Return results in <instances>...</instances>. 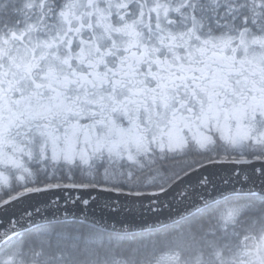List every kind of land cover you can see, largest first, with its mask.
<instances>
[{
    "label": "snow or ice",
    "instance_id": "obj_1",
    "mask_svg": "<svg viewBox=\"0 0 264 264\" xmlns=\"http://www.w3.org/2000/svg\"><path fill=\"white\" fill-rule=\"evenodd\" d=\"M0 264H264V0H0Z\"/></svg>",
    "mask_w": 264,
    "mask_h": 264
},
{
    "label": "water",
    "instance_id": "obj_2",
    "mask_svg": "<svg viewBox=\"0 0 264 264\" xmlns=\"http://www.w3.org/2000/svg\"><path fill=\"white\" fill-rule=\"evenodd\" d=\"M229 168H230L229 165L217 166L215 168L206 169L203 174H211V178L213 179L214 183H216L220 187H223V185L220 184V178L228 175ZM193 180H195V177H193ZM57 195H59L61 198L60 204H61V207L63 208L64 203H65L64 194L63 193H57ZM73 195H75V194H73ZM93 195L95 196L96 193H93ZM84 198L85 199L88 198L86 194H85ZM38 199H44V198L39 197ZM109 203L116 204L115 194H112V196L110 197L109 194H107V193H101L94 202L90 203L89 207L83 209V212L85 215L88 216V218L90 220L91 219H96V220L107 219V220H109V222H111L112 219H122L123 218L122 213L119 216H115V217L110 216L109 209L105 207V205L109 204ZM116 206L117 207L126 206L123 198L120 199L119 204H117ZM41 207L43 208L44 206L41 205ZM81 208H83L82 205L73 207L70 203L68 204L69 212L72 214H75V215L81 214ZM62 215H63V212L56 213L54 208H53V210L48 213V218L51 219L53 216L60 218V217H62ZM155 219H156V217L152 216L151 214H146L143 217V220H146L149 223L154 222ZM160 219L163 220V219H165V217L161 216ZM137 222H140L139 217L137 218Z\"/></svg>",
    "mask_w": 264,
    "mask_h": 264
}]
</instances>
